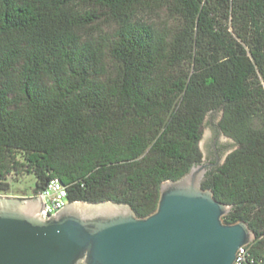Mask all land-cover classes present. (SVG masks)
Wrapping results in <instances>:
<instances>
[{"label":"trees","instance_id":"1","mask_svg":"<svg viewBox=\"0 0 264 264\" xmlns=\"http://www.w3.org/2000/svg\"><path fill=\"white\" fill-rule=\"evenodd\" d=\"M214 111L237 149L203 188L264 264V0H0V193L34 175V196L57 179L147 218L203 163Z\"/></svg>","mask_w":264,"mask_h":264},{"label":"water","instance_id":"2","mask_svg":"<svg viewBox=\"0 0 264 264\" xmlns=\"http://www.w3.org/2000/svg\"><path fill=\"white\" fill-rule=\"evenodd\" d=\"M224 162H203L164 182L147 218L109 201L69 202L43 219L42 197L0 198V264H234L257 235L245 221L225 223L233 206L203 188Z\"/></svg>","mask_w":264,"mask_h":264},{"label":"rangeland","instance_id":"3","mask_svg":"<svg viewBox=\"0 0 264 264\" xmlns=\"http://www.w3.org/2000/svg\"><path fill=\"white\" fill-rule=\"evenodd\" d=\"M142 19L149 24L161 25L163 22V15L160 13L149 12L142 17ZM222 111H214L207 114L203 125V136L200 142V150L203 154V162H210L214 159V144L223 161L229 154L237 149L236 143L227 137L220 129V122L222 120ZM10 190L3 194L0 193V198H30L34 196L36 188V178L34 175H24L19 179L13 177L8 178Z\"/></svg>","mask_w":264,"mask_h":264},{"label":"built area","instance_id":"4","mask_svg":"<svg viewBox=\"0 0 264 264\" xmlns=\"http://www.w3.org/2000/svg\"><path fill=\"white\" fill-rule=\"evenodd\" d=\"M34 197H42L45 204L43 219H50L51 216H54L63 210L69 203L67 190L57 179L49 181L48 186L45 187L44 191ZM234 264H253V261H250L249 263L247 246L239 249Z\"/></svg>","mask_w":264,"mask_h":264},{"label":"flooded vegetation","instance_id":"5","mask_svg":"<svg viewBox=\"0 0 264 264\" xmlns=\"http://www.w3.org/2000/svg\"><path fill=\"white\" fill-rule=\"evenodd\" d=\"M214 156H215V158L212 159V160H210V162H215L217 159L220 160V158H221V156L219 155V153H218V149H217V147L215 146V144H214Z\"/></svg>","mask_w":264,"mask_h":264},{"label":"crops","instance_id":"6","mask_svg":"<svg viewBox=\"0 0 264 264\" xmlns=\"http://www.w3.org/2000/svg\"><path fill=\"white\" fill-rule=\"evenodd\" d=\"M7 197H9V196H7Z\"/></svg>","mask_w":264,"mask_h":264}]
</instances>
